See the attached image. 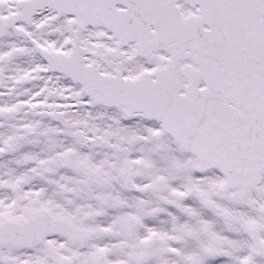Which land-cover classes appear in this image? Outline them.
I'll return each instance as SVG.
<instances>
[{"label": "snow or ice", "instance_id": "snow-or-ice-1", "mask_svg": "<svg viewBox=\"0 0 264 264\" xmlns=\"http://www.w3.org/2000/svg\"><path fill=\"white\" fill-rule=\"evenodd\" d=\"M0 264H264V0H0Z\"/></svg>", "mask_w": 264, "mask_h": 264}]
</instances>
